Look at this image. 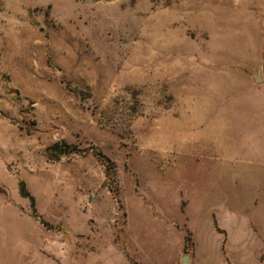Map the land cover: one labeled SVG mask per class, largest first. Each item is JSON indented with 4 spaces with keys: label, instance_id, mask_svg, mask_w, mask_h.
<instances>
[{
    "label": "rangeland",
    "instance_id": "obj_1",
    "mask_svg": "<svg viewBox=\"0 0 264 264\" xmlns=\"http://www.w3.org/2000/svg\"><path fill=\"white\" fill-rule=\"evenodd\" d=\"M0 264H264V0H0Z\"/></svg>",
    "mask_w": 264,
    "mask_h": 264
},
{
    "label": "trees",
    "instance_id": "obj_2",
    "mask_svg": "<svg viewBox=\"0 0 264 264\" xmlns=\"http://www.w3.org/2000/svg\"><path fill=\"white\" fill-rule=\"evenodd\" d=\"M20 184H21V193H22V195L30 196L29 192L26 189V185H25L24 181H21ZM32 202L34 203V198L33 197H32Z\"/></svg>",
    "mask_w": 264,
    "mask_h": 264
},
{
    "label": "water",
    "instance_id": "obj_3",
    "mask_svg": "<svg viewBox=\"0 0 264 264\" xmlns=\"http://www.w3.org/2000/svg\"><path fill=\"white\" fill-rule=\"evenodd\" d=\"M259 80V79H258ZM183 262H187L188 261V257L187 256H184L183 259H182Z\"/></svg>",
    "mask_w": 264,
    "mask_h": 264
}]
</instances>
